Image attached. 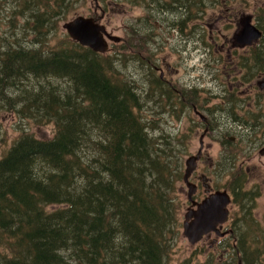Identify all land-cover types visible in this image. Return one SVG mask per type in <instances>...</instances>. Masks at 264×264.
<instances>
[{
  "label": "trees",
  "instance_id": "16d2710c",
  "mask_svg": "<svg viewBox=\"0 0 264 264\" xmlns=\"http://www.w3.org/2000/svg\"><path fill=\"white\" fill-rule=\"evenodd\" d=\"M55 1L58 14L69 8ZM261 40L251 51L258 56ZM3 56L0 95L17 80L30 87L22 97L0 96V111H21L54 131L23 132L0 157V264H170L179 227L173 201L164 200V134L159 141L148 132L142 95L119 79L109 57L72 38L55 47L8 46ZM156 83L164 90L160 77ZM258 233L238 229L233 256L217 264H264Z\"/></svg>",
  "mask_w": 264,
  "mask_h": 264
},
{
  "label": "rangeland",
  "instance_id": "374dc122",
  "mask_svg": "<svg viewBox=\"0 0 264 264\" xmlns=\"http://www.w3.org/2000/svg\"><path fill=\"white\" fill-rule=\"evenodd\" d=\"M68 2L69 8L64 13L60 10L61 14H58L55 0H0V71L1 60L5 58L3 52L8 46L12 49H31L64 45L71 39L63 28L66 21L78 15L99 20L109 32L121 38L119 42L110 43V50L104 53V57H109L106 62L115 65L119 79L130 83L142 95L144 102L140 112L146 117L147 123L151 121L152 126L148 132L159 141L161 133L164 134V163L169 167L164 181V200H168L167 203L173 201L176 211L174 227H179V233L170 243L173 248L169 256L170 264H207L208 258L214 259L215 264L224 261L228 252L229 256H233V246L239 241L238 229L244 233L258 228L260 233L254 237L264 243V168L258 161L262 158L258 157L257 162L250 163L251 170L247 173L238 170V163L244 157L241 153L236 161L230 160L226 164L222 158V154L236 155L242 152L247 149V141L251 140L252 143L256 140L255 137L264 128V115L245 117L248 116L247 111L243 112L241 107L245 104L243 99L246 96L240 97L245 93L242 92L245 88L243 86L239 88V93L224 92L226 104L223 102L221 105L216 120L214 114L209 117L212 132L205 138V144L208 145L206 152L214 166L209 167L207 162H203L199 168H206L208 175L221 189H231L236 182L243 183V187L232 206L235 224L227 242L230 246L211 245L208 240L191 245L183 235L186 207L183 208L179 202L186 201V193L181 192L185 161L199 149L203 127H200L198 122L201 120L198 121L192 109L182 110L181 106L178 107V90L188 91L190 87H195L199 91L197 95L194 96L190 90L186 97L193 98L195 103L207 109L221 104L220 99H217L221 87L226 89L229 84L240 80L257 82L256 75L244 74L253 66L248 64L254 63L256 59H264V56L251 52L262 40L254 44L251 47L253 49L237 50L233 48L231 40L244 15H253V22L257 24L259 21L264 27V0H98L99 8H96L94 0ZM43 12H46L42 17L45 18L44 22L36 21ZM118 55L117 61L112 62ZM242 56L245 58L243 64L239 62ZM158 77L164 83V90L156 83ZM31 83L37 82L31 80ZM59 86L64 88L66 84ZM28 87L29 84L23 79L17 80L4 94L12 93L14 97H22ZM161 90L164 95H160ZM258 93L264 102V92ZM248 102L246 100V105ZM252 108L264 113L261 105ZM207 113L210 115V110ZM243 118L256 122L255 130L246 129L242 124ZM53 131L52 123L42 124L38 119L25 118L21 111L19 115L16 111H0V157L23 132L51 137ZM228 132L237 136L235 146L222 145L223 139L220 137ZM239 144L241 147L237 148ZM170 179L173 181L171 184ZM249 235L248 244L253 243ZM7 249L8 246L6 250H1L5 253ZM238 262L242 263V260L239 258ZM249 262L258 264V260L251 259Z\"/></svg>",
  "mask_w": 264,
  "mask_h": 264
},
{
  "label": "flooded vegetation",
  "instance_id": "af4514ba",
  "mask_svg": "<svg viewBox=\"0 0 264 264\" xmlns=\"http://www.w3.org/2000/svg\"><path fill=\"white\" fill-rule=\"evenodd\" d=\"M95 1V0H94ZM98 2V0H97ZM96 4V2H95ZM96 8H99V2L96 4ZM253 16V15H252ZM99 21V20H98ZM254 46V45H253ZM225 47V45L223 46V48ZM252 46L246 47L244 49H249ZM234 48V47H233ZM247 66V65H245ZM252 74V75H256L257 78V82L254 83H247L246 80H240V82H236L235 83H231L229 84L230 86L227 87L225 89V87H221L220 88V92L217 95V99H220L221 104H215L213 106H209L207 109L210 110L211 114L209 115L207 113V109L205 107H201L198 103H195V100L193 98H188L186 97L187 93H190V90L193 91L194 96L197 95L198 89H196L195 87H190L188 89V91L186 90H178V94H180V102H178V107L181 106L182 110L183 109H192L193 114L197 117L198 121L199 119L201 121H199V125L200 127H203V133H201L200 137H199V144L201 147V144H203V148H202V152L200 153V158L198 160V164H197V168L195 169V171L191 174V176L189 177V182L193 184V188H194V193L189 196V187L187 186L186 181L184 180V174H185V170H184V174H183V183L181 185V192L182 193H186V201H181L179 202L181 206L186 207V212L188 211V209L190 208H198V204L201 203L205 198H207L210 194H212L215 191L218 190H226V189H221L220 186L216 183V181L208 175V173L206 172V168L200 169L199 166L203 163V162H207L209 167H213L214 163L212 162V158L208 156V153L206 152V149L208 148V145L205 144V138L211 134V127L209 124V117L214 114V119L216 120L218 117V112H221V105L226 104L225 100H224V92H235L237 91L239 93V88H242L243 86H245V88L243 89L245 92L243 95L241 96H246L245 99H243V102H245V104H243V106L241 107L243 112H246L248 114V116H245L247 118H251L256 117V115L258 116V114L264 115V113L262 110H257L254 111V109L252 107L256 106L259 107V105H261V108L264 109V102L260 99L262 95H260V91L264 92V65H253L252 68L250 67L249 69H247L246 74ZM263 77V79H259ZM214 79V78H213ZM193 80H189V82H192ZM231 81V80H230ZM168 82V81H166ZM197 84V83H195ZM222 84H225L224 82ZM221 84V86H222ZM170 86V85H169ZM169 86H167V88H169ZM231 89V91H230ZM256 90V91H255ZM255 91V93H254ZM214 96V95H213ZM215 96L214 99L215 100ZM252 98V99H251ZM246 100L249 101L248 105H246ZM255 101V103L253 102ZM262 101V102H260ZM228 108V107H227ZM240 117H238L237 119H239ZM247 118H243L242 119V124L245 126V128H249V130H255L256 127V122H254L252 120L248 121ZM214 120V121H215ZM262 124V123H261ZM244 128V129H245ZM213 133H220L219 131H213ZM239 136L241 137V135L239 134ZM221 139H223L221 141L222 145H224L225 147L227 145L229 146H235V144H237L238 140H237V136H233L230 135V133H224L221 137ZM255 141H253L252 143L250 141H247V149L243 150L242 152H238L234 154L230 153L229 155H223L222 154V158H223V162L224 164L228 163L230 160H237V156L239 153H241L242 155H244V157L241 159V161L238 163V170L240 172L244 171L245 173L249 172L251 170L250 168V163L252 162H257L258 157L262 158V159H258L259 164L261 166H263L264 168V128H262V130L258 133V136L255 137ZM197 150V152L191 155H197L199 150ZM241 144H239L237 146V148H240ZM190 155V156H191ZM234 167V166H233ZM186 168V167H185ZM243 187V183H238L236 182L235 184L232 185L231 189H227L228 193L231 196V203L229 205V218L227 220V222H225L222 225H219L218 227L221 229L222 232H224V235H220L217 234L215 232L209 233L207 235H205L203 237V240H208L209 243L211 245H222L224 244V242H228L229 236L232 233V227L235 224V220L232 219L233 218V208L232 206H234L235 204V199H237V194L240 193V189ZM257 187V186H256ZM256 190V188H255ZM254 190V191H255ZM179 191V190H178ZM185 212V214H186ZM185 214H184V219H185ZM184 222V221H183ZM214 235V237H213ZM200 241V242H201Z\"/></svg>",
  "mask_w": 264,
  "mask_h": 264
},
{
  "label": "water",
  "instance_id": "95a60500",
  "mask_svg": "<svg viewBox=\"0 0 264 264\" xmlns=\"http://www.w3.org/2000/svg\"><path fill=\"white\" fill-rule=\"evenodd\" d=\"M95 1L97 2V0ZM238 24L239 27L232 38L234 46H248L262 37V31L252 23L251 15L242 16ZM63 28L73 40L99 53H106L109 50V40L113 42L121 40L120 36L108 32L106 26L96 21L94 17L78 15L66 21ZM202 148L203 144H201L197 155H191L185 161L184 180L190 189L189 196L194 193V188L188 179L197 168ZM230 203L231 196L228 191L218 190L199 203L198 208L188 209L183 222V235L191 245H196L205 235L212 232L220 235L225 234L218 226L227 222Z\"/></svg>",
  "mask_w": 264,
  "mask_h": 264
},
{
  "label": "bare ground",
  "instance_id": "6f19581e",
  "mask_svg": "<svg viewBox=\"0 0 264 264\" xmlns=\"http://www.w3.org/2000/svg\"><path fill=\"white\" fill-rule=\"evenodd\" d=\"M157 14V13H156ZM43 98V97H42ZM165 152V151H164ZM57 264V263H56Z\"/></svg>",
  "mask_w": 264,
  "mask_h": 264
}]
</instances>
